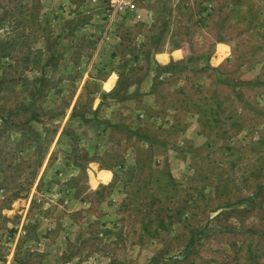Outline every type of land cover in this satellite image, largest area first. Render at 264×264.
Wrapping results in <instances>:
<instances>
[{
  "label": "rangeland",
  "instance_id": "1",
  "mask_svg": "<svg viewBox=\"0 0 264 264\" xmlns=\"http://www.w3.org/2000/svg\"><path fill=\"white\" fill-rule=\"evenodd\" d=\"M0 264H264V0H0Z\"/></svg>",
  "mask_w": 264,
  "mask_h": 264
},
{
  "label": "crops",
  "instance_id": "2",
  "mask_svg": "<svg viewBox=\"0 0 264 264\" xmlns=\"http://www.w3.org/2000/svg\"><path fill=\"white\" fill-rule=\"evenodd\" d=\"M230 8L232 9V7H230ZM220 46H226L228 48L227 52L223 55L222 58L219 55V47ZM231 53H232V47L230 44H228L227 42H224L223 40H217L216 45H215V52H214L213 56L211 57V59H209L205 64L213 65L215 67L221 66L228 60L229 57H231ZM161 56H166V59H161L162 58ZM187 57H188V54L184 48L175 47L172 49H165V50L161 51L160 53L155 54L153 59L157 65H161L163 67H166V66H170L173 63H183L187 60ZM100 171H102V170H100ZM105 171H109V170H105ZM110 173H111V179L109 180L108 183H100L99 181H97V179H96L97 177L95 176V180H96V182H98V185L109 184L113 179V174H112V172H110Z\"/></svg>",
  "mask_w": 264,
  "mask_h": 264
},
{
  "label": "trees",
  "instance_id": "3",
  "mask_svg": "<svg viewBox=\"0 0 264 264\" xmlns=\"http://www.w3.org/2000/svg\"><path fill=\"white\" fill-rule=\"evenodd\" d=\"M233 2H235V1H233ZM233 2L227 4V8H229V11H232V9H230V7H235V5L238 4V2H236V4L233 3ZM113 94H114V92L113 93H109V94H105L104 96H112Z\"/></svg>",
  "mask_w": 264,
  "mask_h": 264
}]
</instances>
